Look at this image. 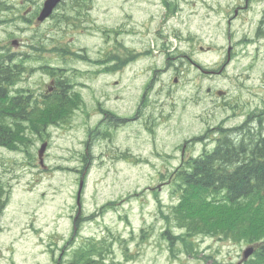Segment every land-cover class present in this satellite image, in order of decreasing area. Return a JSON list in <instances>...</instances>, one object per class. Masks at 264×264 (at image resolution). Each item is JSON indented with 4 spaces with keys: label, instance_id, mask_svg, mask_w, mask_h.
Instances as JSON below:
<instances>
[{
    "label": "rangeland",
    "instance_id": "rangeland-1",
    "mask_svg": "<svg viewBox=\"0 0 264 264\" xmlns=\"http://www.w3.org/2000/svg\"><path fill=\"white\" fill-rule=\"evenodd\" d=\"M150 1L151 6L148 0H80L89 14L80 20L82 28H75L68 23L72 0H64L40 24L21 17L27 6L35 10L43 0H0V53L9 51L23 64L18 87L31 91L42 107V94L48 92L52 78L69 84L62 93L69 97L68 104L58 107L49 101L50 95L51 105L37 109L19 147H0V196L5 197L0 211V264H67L88 240L110 264H239L242 252L254 243L199 232L192 219H180L173 209L180 203L179 193L168 174L184 167L191 156L213 153L220 138L219 143L230 140L231 148L241 144L250 150L257 138L249 133L258 129L264 137V39H254L247 48L238 46L237 58L225 74L208 77L181 52L191 55L193 43L170 40L165 50L161 32L146 28L150 9L158 3ZM192 26L190 22L182 29L202 36L205 47L212 41L225 43L224 26L203 30ZM233 27L236 39L255 36V30L240 27L238 21ZM136 35L146 38L138 43ZM56 48L80 57L64 58ZM132 55L137 57L112 71L117 68L112 57ZM225 56L215 48L193 58L214 69ZM44 65L53 68L54 75L42 69ZM149 85L140 119L118 128L109 126L111 135L99 134L88 151L89 130L105 129L100 123L103 110H134ZM207 88L227 94L213 99L206 95ZM45 116L44 122H52L43 131ZM253 116L263 120L255 123L252 118L245 128H235ZM219 125L223 128L216 129ZM45 141L43 169L37 151ZM243 164L235 163L231 170ZM83 175L82 219L74 230ZM166 232L175 238V256ZM180 237L188 246L194 244V252L184 251L187 247Z\"/></svg>",
    "mask_w": 264,
    "mask_h": 264
},
{
    "label": "trees",
    "instance_id": "trees-1",
    "mask_svg": "<svg viewBox=\"0 0 264 264\" xmlns=\"http://www.w3.org/2000/svg\"><path fill=\"white\" fill-rule=\"evenodd\" d=\"M20 75V65L13 64L9 55L0 57V117L8 111L19 110L22 118H27V108H30L29 97L26 101L18 97L9 98L8 87ZM63 93V92H62ZM49 100L57 105L66 104L69 97ZM46 100V99H45ZM45 109L49 107L47 100ZM35 108H39L36 105ZM18 113V112H17ZM49 114V113H48ZM15 117V116H14ZM16 119H19L15 117ZM256 143L250 150L244 145L231 148V141L222 139V142L202 160L195 163L188 161L193 167V172L180 173L171 178L176 186L180 203L174 207L175 213L181 219L187 216L192 219L194 230L207 231L212 234H223L235 239H246L249 242L264 240V137L258 129L249 133ZM20 140V131L14 127L0 124V145L14 148ZM243 162V165H232ZM194 164V165H193ZM213 217L214 219H210ZM77 223V221H76ZM75 223V224H76ZM78 224V223H77ZM170 248L174 253L175 238L166 232ZM186 252L193 250V245L188 246ZM253 259L245 264H264V242L260 243ZM67 264H110L105 261L104 255L98 246L90 240L75 249L73 257Z\"/></svg>",
    "mask_w": 264,
    "mask_h": 264
},
{
    "label": "flooded vegetation",
    "instance_id": "flooded-vegetation-1",
    "mask_svg": "<svg viewBox=\"0 0 264 264\" xmlns=\"http://www.w3.org/2000/svg\"><path fill=\"white\" fill-rule=\"evenodd\" d=\"M38 5L40 6V4ZM149 5H152L150 0ZM197 6H199V8ZM28 11L29 10H27V12ZM36 17L37 15L34 16V18L28 17L27 15L24 21L32 23ZM234 21H238L239 26L242 28L248 26L249 29L252 28L255 30V36H244L243 39H236L233 33ZM190 22L193 23V26L198 25L201 29H204L205 27H225L227 36L224 44L213 42L212 45L207 46L205 49L203 39L192 38L190 40L197 48L195 54H203L206 50H212L215 48L221 49L223 54L225 51L226 56L224 60L219 62L221 63V66L217 70L209 71L214 75H223L225 69L222 72H220V70H222L226 64L232 63L237 58L238 46L247 48L248 44H251L254 39H264V0H158V3L154 4V10L152 11V8L150 9V14L147 16L145 23L149 26L152 25L154 27L153 31L157 29L156 32H161L159 40H162L163 45L167 46L168 39L171 36L166 33L170 34L175 28L181 29L183 26H187ZM148 28L151 29V27ZM136 37L138 43L146 38L137 35ZM185 40L189 43L188 38ZM121 46H123V43ZM168 58L169 57H167V59ZM229 59L230 61L228 62ZM190 61L193 65L197 66V68H201L196 61ZM119 63L120 61L116 62V64ZM201 71L205 72L202 68ZM207 91L208 93H216V91H212L210 88H208ZM124 114L125 112L122 115ZM140 117V111L137 109L128 112L127 116L116 118V120L118 123H124L126 121H136L137 119H140ZM184 153L185 150L182 148V158H184Z\"/></svg>",
    "mask_w": 264,
    "mask_h": 264
},
{
    "label": "water",
    "instance_id": "water-1",
    "mask_svg": "<svg viewBox=\"0 0 264 264\" xmlns=\"http://www.w3.org/2000/svg\"><path fill=\"white\" fill-rule=\"evenodd\" d=\"M60 0H46L44 3V6L40 12V15L38 17L39 21H42L43 19H45L46 17H48L50 15V13L52 12L53 8L57 5V3ZM46 148V144L42 145L40 151H39V158L41 160L42 163V156L44 154ZM253 252V248L249 247L247 248V250L244 252V259L246 260Z\"/></svg>",
    "mask_w": 264,
    "mask_h": 264
},
{
    "label": "bare ground",
    "instance_id": "bare-ground-1",
    "mask_svg": "<svg viewBox=\"0 0 264 264\" xmlns=\"http://www.w3.org/2000/svg\"><path fill=\"white\" fill-rule=\"evenodd\" d=\"M7 55H8V54H7ZM9 56H10V55H9ZM39 122H40V121H39ZM42 123H43V122H42ZM43 124H44V123H43ZM31 127H33L32 124H31Z\"/></svg>",
    "mask_w": 264,
    "mask_h": 264
}]
</instances>
